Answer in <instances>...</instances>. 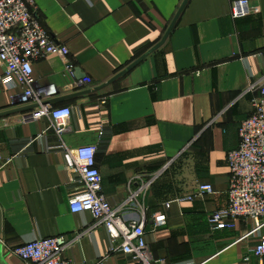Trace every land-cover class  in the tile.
I'll return each instance as SVG.
<instances>
[{
  "label": "crops",
  "instance_id": "0c3cea01",
  "mask_svg": "<svg viewBox=\"0 0 264 264\" xmlns=\"http://www.w3.org/2000/svg\"><path fill=\"white\" fill-rule=\"evenodd\" d=\"M183 1L37 0L40 22L70 53L36 61V87L55 86L50 103L70 106L72 115L62 135L47 117L20 123L21 112L0 116L12 120L0 127V241L10 264H30L12 248L57 234L73 240L70 264H133L90 212L71 211L84 182L67 170L61 144L97 145L103 192L126 219L145 222L155 257L260 264L254 221L212 231L208 216L228 204L227 154L239 145L241 123L264 84V0H250L259 12L241 19L231 14L233 0H188L161 47L99 92L69 97L108 81L159 43ZM4 71L0 60V76ZM21 93L0 81V114L20 107ZM155 175L146 195L125 204ZM201 184L214 192L177 201ZM160 213L167 222L157 226Z\"/></svg>",
  "mask_w": 264,
  "mask_h": 264
},
{
  "label": "built area",
  "instance_id": "2783aa9c",
  "mask_svg": "<svg viewBox=\"0 0 264 264\" xmlns=\"http://www.w3.org/2000/svg\"><path fill=\"white\" fill-rule=\"evenodd\" d=\"M258 12L250 0L232 1L231 14L235 19ZM69 53L67 45L55 41L40 22L37 0H0V60L5 64L0 81L8 88L22 89L18 105H37L21 112L16 119L18 122L28 123L47 117L56 133L62 135L69 130L72 108L50 103L49 100L58 95L57 88L39 89L33 77L36 61L51 55L66 59ZM69 67L74 69L72 65ZM252 88L256 89V85ZM257 89L259 94L252 101L253 111L242 121L239 129V145L227 154L230 169L228 204L212 211L208 223L212 231H218L234 229L238 219L254 221L250 234H258L260 241L253 253L260 264H264V84L258 85ZM11 123L12 120H0V127ZM58 148L64 150L67 170L80 173L84 182V191L70 198L73 213L90 212L97 225L106 227L113 241H121V251L131 256L133 264H178L164 257H155L146 239L145 222L126 219L122 213L123 206L115 207L107 198L96 159L97 145L68 148L61 144ZM158 176L143 181L137 190L131 191L125 204L146 195ZM213 192L212 185L201 184L196 195L181 197L177 201H191L196 196ZM155 222L157 226L166 224V215L157 214ZM72 243L67 235L57 234L14 247L11 253L30 264H70L65 254Z\"/></svg>",
  "mask_w": 264,
  "mask_h": 264
},
{
  "label": "water",
  "instance_id": "95a60500",
  "mask_svg": "<svg viewBox=\"0 0 264 264\" xmlns=\"http://www.w3.org/2000/svg\"><path fill=\"white\" fill-rule=\"evenodd\" d=\"M188 0H184L180 9L178 10L177 14L175 15L173 21L171 22V24L169 25L164 37L162 38V40L157 43L154 47H152L148 52L144 53L143 55H141L138 59H136L133 63H131L129 66H127L125 69H123L122 71H120L119 73H117L116 75H114L111 79H109L108 81L102 83L101 85L97 86V87H92V88H87L81 92L69 95V97H74V96H80V95H88V94H93L96 92H99L100 90L106 88L107 86L111 85L113 82H115L117 79H119L120 77H122L123 75H125L128 71H130L132 68H134L136 65H138L142 60H144L145 58H147L152 52H154L155 50H157L159 47H161L164 42L166 41V39L168 38L169 34L171 33L173 27L175 26L179 16L181 15L184 7L186 6ZM77 77L79 80H84L86 78V76L84 74H79V70L77 71ZM37 107L36 104H32V105H24V106H20L16 109H13L11 111H7L6 113L0 114V116H5V115H10V114H14V113H19V112H24L27 110H31L33 108ZM2 211L0 208V236L2 234ZM0 264H10L6 254L4 253V248H3V244L0 241Z\"/></svg>",
  "mask_w": 264,
  "mask_h": 264
}]
</instances>
